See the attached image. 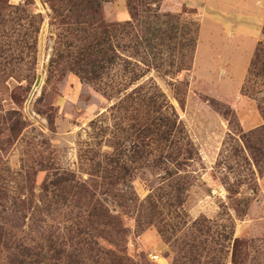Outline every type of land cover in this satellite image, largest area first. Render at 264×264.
<instances>
[{"label": "rangeland", "instance_id": "1", "mask_svg": "<svg viewBox=\"0 0 264 264\" xmlns=\"http://www.w3.org/2000/svg\"><path fill=\"white\" fill-rule=\"evenodd\" d=\"M51 1L0 0V264H264L257 0H97L196 51L128 29L95 84L54 56Z\"/></svg>", "mask_w": 264, "mask_h": 264}, {"label": "trees", "instance_id": "2", "mask_svg": "<svg viewBox=\"0 0 264 264\" xmlns=\"http://www.w3.org/2000/svg\"><path fill=\"white\" fill-rule=\"evenodd\" d=\"M52 1H55V4H57V6H53V11L57 14L56 17L59 20L62 19L61 21L63 22V25L68 27V30H65V34H63L60 41L56 43L54 56L57 57L60 62L76 58L74 60V65L77 74L81 78H83V80L85 79V81L92 84L98 83L101 76L104 75V73L110 67L115 65L113 43L118 39V33L121 36H125L124 33L128 32L126 31L128 29H131V32L135 33V30L138 31V29L140 28H145L142 33L144 34L145 32V39L142 37L140 38V36L135 37L138 38V41L134 45L131 44L130 46H128L129 49H136L135 53H139L138 49L141 47V41L144 44L150 45L148 46V53L153 54L155 48L159 46L163 48L165 45H168V41L171 40L170 44H172L173 42V44L176 43V45L179 46L178 49H180L179 55L181 56V60L186 56L183 54L184 51H188L187 53H191L194 50L192 46L190 47L186 45V43H188L192 38L191 36L184 35L182 37H179L178 34L177 38V33L175 30L172 33L171 31H169L168 33V30L163 29L164 26L159 25L157 24V22H155L158 21L157 14L154 16L156 20H150V17L148 16V22H144L142 23V25L138 20L139 14L134 12H131L133 22H128L126 24H108L103 20V18H101L102 11L97 0ZM52 1L51 3H53ZM147 1L149 2L151 0H145V2ZM56 7H59L60 9L58 10L56 9ZM148 10L152 11V9ZM65 12H68L70 15L65 16ZM158 37L160 39L157 42L156 46H154V49L151 48V44ZM139 39L141 41H139ZM123 41L124 38L122 42ZM31 48L29 50H32ZM174 49L177 50V48ZM194 51H196V45ZM260 57H264V43H260L258 45L253 61L251 63V76L249 75L248 79L250 83L252 82L253 78V68L255 62ZM179 67L180 72L184 71L182 65H180ZM59 181V184H56L55 186L57 188H62L63 182L62 180ZM68 188H70L71 193H73V188ZM63 190L65 189L63 188ZM79 201H81L80 196Z\"/></svg>", "mask_w": 264, "mask_h": 264}, {"label": "crops", "instance_id": "3", "mask_svg": "<svg viewBox=\"0 0 264 264\" xmlns=\"http://www.w3.org/2000/svg\"><path fill=\"white\" fill-rule=\"evenodd\" d=\"M206 1H208V0H185V4H186V6L189 7L190 9H194V10H196V9H197L196 7L191 6L192 3H197V2H199V3H203V2H206ZM188 3H189L190 5H189ZM256 5L259 6V7L261 8L260 21L263 23V28H264V3L261 2L260 0H257V1H256ZM260 5H261V6H260ZM222 10H223V9L218 8V11H219V12H221ZM255 18H257V17H255ZM260 43H264V32H263L262 36L259 37V38L256 40V44H257V46H256V49H255L254 52H256L257 47H258V45H259ZM254 55H255V53H254ZM253 58H254V57H253ZM253 58H252V59H253ZM252 61H253V60H252Z\"/></svg>", "mask_w": 264, "mask_h": 264}, {"label": "water", "instance_id": "4", "mask_svg": "<svg viewBox=\"0 0 264 264\" xmlns=\"http://www.w3.org/2000/svg\"><path fill=\"white\" fill-rule=\"evenodd\" d=\"M41 82H42V76L40 75V76L38 77L37 82H36V85H35V92H36V90L40 87ZM35 92L33 93V95L35 94ZM33 95H32V97H33Z\"/></svg>", "mask_w": 264, "mask_h": 264}]
</instances>
